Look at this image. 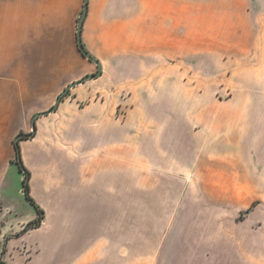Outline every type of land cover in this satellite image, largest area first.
<instances>
[{"label": "crops", "instance_id": "0c3cea01", "mask_svg": "<svg viewBox=\"0 0 264 264\" xmlns=\"http://www.w3.org/2000/svg\"><path fill=\"white\" fill-rule=\"evenodd\" d=\"M34 1L39 8L32 9V0H0V201L5 202L3 188L15 156L14 136L22 130L31 133L19 143L30 170V195L44 209L37 228L47 206L57 212L69 203L80 209L86 232H79L78 254L70 264H123L128 187L138 196L149 190L152 198L160 191L156 204L174 240L159 247L151 233L150 251L163 254L154 264H262L257 259L264 258V165L254 159L264 157V26L246 24V40L223 59L224 74L199 70L218 79L210 96L199 90L191 97L189 86L182 99L168 91L166 165L144 166L137 159L143 155L139 140L149 137L143 132L132 135L136 160L128 165L130 113L117 109L128 103L129 80L146 74L143 60H158L159 46L167 48L165 59L174 60L175 45L191 44L190 24L176 25L174 14L190 13L192 0L181 6L176 0H87L81 39L100 62L101 74L70 88L51 112L57 94L91 72L93 63L78 51L75 29L70 47L76 66L58 87L45 85L48 66H60L63 56L56 42L49 54L41 42L32 53L31 13L54 14L49 21H33L39 23L35 27L59 28L55 16L63 12V0ZM68 2L71 25L84 0ZM32 100L37 113L47 112L33 124ZM146 105L138 101L131 108ZM24 145L34 148L38 164L27 161ZM34 177L41 190H34ZM28 232L8 240L7 255L9 245L22 243Z\"/></svg>", "mask_w": 264, "mask_h": 264}, {"label": "rangeland", "instance_id": "374dc122", "mask_svg": "<svg viewBox=\"0 0 264 264\" xmlns=\"http://www.w3.org/2000/svg\"><path fill=\"white\" fill-rule=\"evenodd\" d=\"M68 1L63 0V12L57 13L55 16L59 24V28L56 29L35 27L39 23L34 24L33 22H46L54 19L53 13H39L36 11H32L31 13L32 53L34 52V48H37L38 43L41 42L42 47H44L43 51L49 54L54 50V44L52 43L56 42L57 49H60L63 56V62L60 66L55 64L48 66L46 70L47 83L45 85L50 88L58 87V81L62 78L65 79L68 76V71L74 69L76 66L70 47V36H75L74 33L81 9L70 25L71 13L68 11ZM175 4L181 6L183 2L182 0H176ZM191 4L190 13H183L180 10L174 14L176 25L182 24L183 21L190 24L192 33L191 44L175 45L174 60L165 59L167 54L166 46H159L161 54H159L158 60H143L142 62H145L143 64L144 69H147L145 73L149 76L144 74L143 76L129 80L128 92H126L128 103L126 107L122 106L121 109H117L118 114L124 112L130 113L131 120L128 123L127 140L128 165L135 164L136 160V136L132 135L140 132L148 133L149 137L139 140L143 155L142 157H137V159L141 160L144 166L150 164L166 165L165 136L167 133L166 106L169 95L168 91L174 90L175 98L177 99L180 96L182 99L184 86H189L191 87L189 91L191 97L198 95L197 92L199 90L203 91L205 96H210V87L217 84L218 79L201 76L199 70L201 69L206 72L216 71L224 74L221 72L224 71L223 59L230 58L232 52L236 51L235 45L246 40L248 32L246 24L254 22L255 24L259 23L262 27L264 26V9L263 11L259 9V6L264 4V0H205L201 3L199 0H192ZM199 4H204V6L199 7ZM38 5V3L32 0V9L39 8ZM181 32V30L176 31V37L181 36ZM39 37H41V41L38 40ZM143 51L145 53L148 50ZM183 53H185L184 56ZM82 57L84 56L82 55ZM84 59L88 61L87 58L84 57ZM146 63L149 65L147 68ZM96 71L97 66L93 63L92 71L87 72L80 78L87 74H93ZM102 83L106 84V81ZM187 93L185 94L188 95ZM67 94L68 92L63 97ZM138 101L148 105L144 108H131L134 102ZM34 103L32 100L29 111L30 120L32 115L39 112L34 107ZM17 134H24V131H19L16 133V136ZM16 136H14V140ZM150 136H156V139L152 140ZM24 149L27 161L32 164H38V158L32 156L34 148L30 145H24ZM15 159L16 155L11 160L13 163L10 166L3 188L5 202L0 201V264H21L24 261L30 260L32 256L30 264H70L72 259L78 254V234L79 232H86L84 230L86 226H83L81 222L83 220H79L78 218L80 209L78 206L70 203L63 205L62 211L60 210L61 212L59 210L57 212L54 205L47 206L43 226L29 229L22 243H20V239L14 240L9 245L12 254L7 255L6 245L8 240L17 236L37 216L32 205L24 197L22 188L23 173L19 171ZM239 160L240 163H246L245 156H240ZM254 160L256 165H264L263 156H256ZM36 183L37 178L34 179V190H41V186L38 187ZM159 193V190H155V196L152 198L149 190H144L143 194H140L141 197L138 196V193L136 195L133 187H128L124 220L126 228V252L122 254L123 264H154V262L162 259L163 254L161 252L150 251V245L154 241L151 233L155 235V244L159 245V247L174 240V237L172 238L168 235L169 231L167 229L165 214L162 213L160 205L156 204L160 196ZM43 194V199H47L48 197L45 192ZM139 200H141L140 203ZM42 210L44 216V209ZM86 210L88 212V206H86ZM124 221L122 220V223ZM4 225L7 227V233L1 232V227ZM13 247L14 249H12ZM174 256H177V254H174ZM257 260L262 261V264H264L263 257ZM96 264L101 263L96 261Z\"/></svg>", "mask_w": 264, "mask_h": 264}, {"label": "water", "instance_id": "95a60500", "mask_svg": "<svg viewBox=\"0 0 264 264\" xmlns=\"http://www.w3.org/2000/svg\"><path fill=\"white\" fill-rule=\"evenodd\" d=\"M86 11H87V0H84V3H83V8H82V11H81V14L77 20V24H76V42H77V46H78V49L79 51L81 52V54L87 58L88 60L92 61L93 63L96 64L97 66V71L93 74H87L85 76H83L82 78H80L79 80H75L71 83H69L63 90L62 92L56 97V100L53 104V106L47 110V112H51V111H54L56 106L58 105L59 101L61 100V98L64 96V94H66L68 92V90L72 87H74L75 85L79 84V83H82L86 80H89V79H93V78H96L97 76H99L101 74V65H100V62L95 58L93 57L87 50L86 48L83 46L82 44V39H81V32H82V25H83V22H84V19H85V16H86ZM47 112H40V113H36L32 116V124L34 123V120L42 115V114H46ZM33 129H34V126H33ZM22 136L21 134H18L15 138V140H18V138Z\"/></svg>", "mask_w": 264, "mask_h": 264}, {"label": "trees", "instance_id": "16d2710c", "mask_svg": "<svg viewBox=\"0 0 264 264\" xmlns=\"http://www.w3.org/2000/svg\"><path fill=\"white\" fill-rule=\"evenodd\" d=\"M21 135L22 136H20L18 140H14V143H13L14 149H15V155H16L15 163L18 165L19 171L23 173L22 188H23L24 197L32 205V207L36 211L37 216L33 221H30L27 224V226H25L19 234H22L31 228L39 227L43 219V210L39 207V205L35 202V200L30 195V188H29L30 172L25 167L22 161V158H21V153H20L19 140L31 136V133H24Z\"/></svg>", "mask_w": 264, "mask_h": 264}]
</instances>
